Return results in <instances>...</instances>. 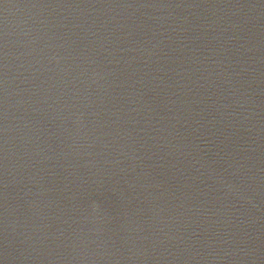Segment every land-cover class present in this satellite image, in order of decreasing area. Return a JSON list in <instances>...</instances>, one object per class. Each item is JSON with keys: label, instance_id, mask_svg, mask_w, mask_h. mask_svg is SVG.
Here are the masks:
<instances>
[{"label": "water", "instance_id": "95a60500", "mask_svg": "<svg viewBox=\"0 0 264 264\" xmlns=\"http://www.w3.org/2000/svg\"><path fill=\"white\" fill-rule=\"evenodd\" d=\"M0 264H264V0H0Z\"/></svg>", "mask_w": 264, "mask_h": 264}]
</instances>
